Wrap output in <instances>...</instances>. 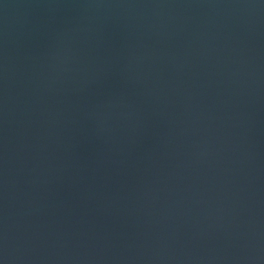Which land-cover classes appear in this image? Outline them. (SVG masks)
<instances>
[{
	"label": "water",
	"instance_id": "95a60500",
	"mask_svg": "<svg viewBox=\"0 0 264 264\" xmlns=\"http://www.w3.org/2000/svg\"><path fill=\"white\" fill-rule=\"evenodd\" d=\"M0 264H264V0H0Z\"/></svg>",
	"mask_w": 264,
	"mask_h": 264
}]
</instances>
